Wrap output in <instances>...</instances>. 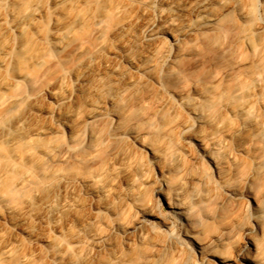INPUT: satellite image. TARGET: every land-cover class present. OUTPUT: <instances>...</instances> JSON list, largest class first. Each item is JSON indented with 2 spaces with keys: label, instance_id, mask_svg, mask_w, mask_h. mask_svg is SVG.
Masks as SVG:
<instances>
[{
  "label": "bare ground",
  "instance_id": "obj_1",
  "mask_svg": "<svg viewBox=\"0 0 264 264\" xmlns=\"http://www.w3.org/2000/svg\"><path fill=\"white\" fill-rule=\"evenodd\" d=\"M0 264H264V0H0Z\"/></svg>",
  "mask_w": 264,
  "mask_h": 264
}]
</instances>
